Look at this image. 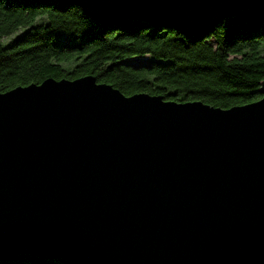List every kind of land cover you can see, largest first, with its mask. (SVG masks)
<instances>
[{
	"label": "water",
	"instance_id": "95a60500",
	"mask_svg": "<svg viewBox=\"0 0 264 264\" xmlns=\"http://www.w3.org/2000/svg\"><path fill=\"white\" fill-rule=\"evenodd\" d=\"M196 38L264 0H56ZM220 108L91 75L0 93V254L79 264H264V80Z\"/></svg>",
	"mask_w": 264,
	"mask_h": 264
},
{
	"label": "trees",
	"instance_id": "16d2710c",
	"mask_svg": "<svg viewBox=\"0 0 264 264\" xmlns=\"http://www.w3.org/2000/svg\"><path fill=\"white\" fill-rule=\"evenodd\" d=\"M138 55L146 61H126ZM84 75L124 96L146 93L220 108L248 103L259 97L256 81L264 80V20L233 24L225 17L191 39L144 21L103 26L56 0H0V93L46 77ZM0 264L79 263L17 253L0 254Z\"/></svg>",
	"mask_w": 264,
	"mask_h": 264
},
{
	"label": "rangeland",
	"instance_id": "374dc122",
	"mask_svg": "<svg viewBox=\"0 0 264 264\" xmlns=\"http://www.w3.org/2000/svg\"><path fill=\"white\" fill-rule=\"evenodd\" d=\"M126 61L133 63V64L144 62L146 61V56L145 55L133 56V57L127 58Z\"/></svg>",
	"mask_w": 264,
	"mask_h": 264
}]
</instances>
